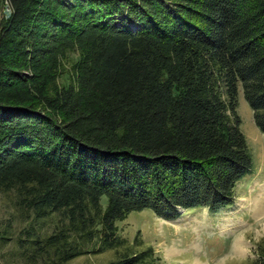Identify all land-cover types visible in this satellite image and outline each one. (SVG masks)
I'll use <instances>...</instances> for the list:
<instances>
[{"label":"trees","instance_id":"16d2710c","mask_svg":"<svg viewBox=\"0 0 264 264\" xmlns=\"http://www.w3.org/2000/svg\"><path fill=\"white\" fill-rule=\"evenodd\" d=\"M240 87L264 134V0H0V192L33 213L26 241L162 264L117 222L233 204L254 167Z\"/></svg>","mask_w":264,"mask_h":264},{"label":"rangeland","instance_id":"374dc122","mask_svg":"<svg viewBox=\"0 0 264 264\" xmlns=\"http://www.w3.org/2000/svg\"><path fill=\"white\" fill-rule=\"evenodd\" d=\"M77 57L78 53H69L67 68ZM60 81L67 84L68 75L61 76ZM238 112L254 167L237 184L233 204L219 211L180 208L175 219L160 217L149 208L133 211L117 222L120 236L133 241L140 233L161 256L162 264H254L259 259V245L264 242V134L256 125L242 87ZM103 202L107 203L106 196ZM33 216L16 203L14 193L0 192V264H61L54 256L35 251L26 241ZM61 217L53 215L44 231L52 233ZM116 257L114 249L90 251L62 264H105Z\"/></svg>","mask_w":264,"mask_h":264}]
</instances>
